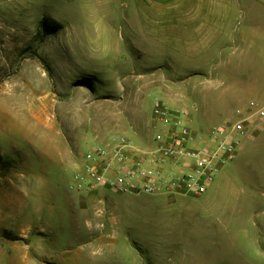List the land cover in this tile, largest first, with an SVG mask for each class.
<instances>
[{"label": "rangeland", "instance_id": "rangeland-1", "mask_svg": "<svg viewBox=\"0 0 264 264\" xmlns=\"http://www.w3.org/2000/svg\"><path fill=\"white\" fill-rule=\"evenodd\" d=\"M157 100L202 137L263 101L264 0H0V264H264L245 140L201 197L71 189L91 147L150 142Z\"/></svg>", "mask_w": 264, "mask_h": 264}, {"label": "built area", "instance_id": "built-area-1", "mask_svg": "<svg viewBox=\"0 0 264 264\" xmlns=\"http://www.w3.org/2000/svg\"><path fill=\"white\" fill-rule=\"evenodd\" d=\"M188 117L185 109L155 101L152 119L158 127L150 142L141 147L117 135L91 147L81 172L72 178L71 189L201 197L235 159L241 141L264 125V100L249 101L235 111L233 119L213 126L203 137L191 131Z\"/></svg>", "mask_w": 264, "mask_h": 264}, {"label": "crops", "instance_id": "crops-1", "mask_svg": "<svg viewBox=\"0 0 264 264\" xmlns=\"http://www.w3.org/2000/svg\"><path fill=\"white\" fill-rule=\"evenodd\" d=\"M175 108H177V107H175ZM180 108H182V107H180ZM244 140L247 142H250V145H251L250 146L251 147V168H252V176L254 177L252 182L254 184L256 183L257 189H259L258 192L260 193L261 196H264V125H262L259 128V130L254 133V135H252L251 137L244 139ZM239 152H241L240 146L237 149L236 156L237 155L239 156ZM242 158H244V157L242 156ZM235 159H236V157H235ZM235 166H237V163ZM224 168H225V166L221 169L220 173L216 177L214 184L212 185V187L210 188L209 191L212 192V191L218 190L219 187L223 183H229V181H230L229 178H227V180H225V182H224V179L221 178V175L223 173L222 171L224 170ZM102 191H107V190L102 189ZM86 194H87L86 195L87 197H85V196L80 197L81 201H83V202L86 201L85 198H89V200H90L91 198L96 197L95 193L90 194V193L86 192ZM153 197H154L155 201L162 200V201L171 202V201H175L178 197H180V195H154ZM67 255H69V253H66V256ZM76 256L78 258H82L83 256H86V255L82 249H78ZM21 260H22L21 262H23V264H29L28 259L27 260L21 259ZM15 261H17V260H15ZM73 262H74V260L72 257V259L69 262L66 261V262L62 263L61 261H59L58 264H70ZM30 264H33V263H30ZM39 264H42V263H39Z\"/></svg>", "mask_w": 264, "mask_h": 264}]
</instances>
